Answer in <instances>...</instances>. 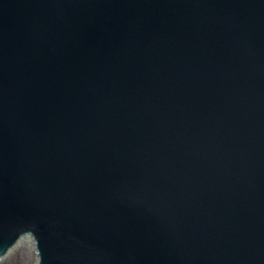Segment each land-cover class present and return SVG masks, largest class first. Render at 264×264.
<instances>
[{"label":"water","instance_id":"95a60500","mask_svg":"<svg viewBox=\"0 0 264 264\" xmlns=\"http://www.w3.org/2000/svg\"><path fill=\"white\" fill-rule=\"evenodd\" d=\"M25 235L264 264V0H0V257Z\"/></svg>","mask_w":264,"mask_h":264},{"label":"bare ground","instance_id":"6f19581e","mask_svg":"<svg viewBox=\"0 0 264 264\" xmlns=\"http://www.w3.org/2000/svg\"><path fill=\"white\" fill-rule=\"evenodd\" d=\"M20 243H22V244L23 243L24 244L32 243L33 247L35 246V242H34V240L30 236H26V237L22 238L18 242L17 246ZM0 264H34V263L32 262V260H30L28 258V256H26V254L19 255L16 252L15 253L12 252V253L7 254L2 259H0Z\"/></svg>","mask_w":264,"mask_h":264},{"label":"rangeland","instance_id":"374dc122","mask_svg":"<svg viewBox=\"0 0 264 264\" xmlns=\"http://www.w3.org/2000/svg\"><path fill=\"white\" fill-rule=\"evenodd\" d=\"M13 249L9 253L16 252L19 255L26 254V256H28V258L32 260L34 264H39V260H37L38 256L36 254L35 246L33 247L32 243H20L18 246L16 245Z\"/></svg>","mask_w":264,"mask_h":264}]
</instances>
